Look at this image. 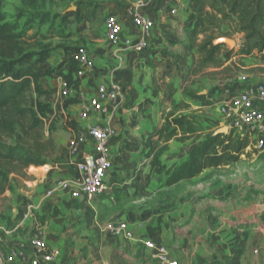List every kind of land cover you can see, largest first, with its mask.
<instances>
[{
    "label": "crops",
    "instance_id": "0c3cea01",
    "mask_svg": "<svg viewBox=\"0 0 264 264\" xmlns=\"http://www.w3.org/2000/svg\"><path fill=\"white\" fill-rule=\"evenodd\" d=\"M130 3L154 23L150 36L141 42L139 29L127 13V5L109 3L101 15L103 20L108 14L117 17L121 35L116 42L104 39L103 20L95 28L89 21L67 25L75 29L71 31L72 42L65 46L84 47L91 59L90 66L73 73L78 87L73 89L72 102L63 108L69 121L75 123V128L69 130L77 137L79 149L73 157L68 152L62 160L36 166L37 171L45 169L34 183L39 186L48 183L57 190L60 215L56 224L62 226L69 221L66 212H70L73 221L81 217L74 231L79 237L73 238L70 249L66 248L63 234L61 240L56 241L62 263L161 264L155 251L144 246V241L149 240L164 245L177 264H264V181L263 186L254 183L261 176L264 180V170L260 172L256 165L246 176L215 181L213 172L217 169H206L167 188L164 183L173 167L187 158L189 149L202 137L184 142L158 140L164 116L198 118L207 113L208 108H213L217 112L211 121L205 122H218L222 126L219 105L247 86L207 92L193 84L190 65L199 52L198 48L187 46L186 35L191 29L188 15L192 11L187 0H135ZM127 39L132 43L126 42ZM58 52L55 57L49 56L51 65L61 61L64 47ZM204 69L218 70L198 67L197 72ZM62 80L61 76H44L39 83L44 90L58 92ZM111 83L120 84L122 90L114 100L104 102L107 112H90L86 120H79L85 101L96 95L99 85ZM186 91L204 94L205 100L188 98L184 94ZM93 123L108 125L113 137L109 147L112 169L105 181V193L102 199L92 202L73 199L68 192L55 189V186L75 176L76 172L73 174L71 170L75 166L72 160L88 150L85 131L86 126ZM262 152L264 149L253 153L251 158L256 159V154ZM246 178L247 184L252 183L253 187H240L241 180ZM166 190L172 192L152 205L148 203L147 200L158 192ZM30 195L38 200L42 194L33 189ZM113 195L140 199L113 208ZM111 208L114 212L110 213ZM247 211H254V220L247 222L241 216ZM113 222H126L133 238L125 240L108 233L105 228ZM30 225L24 220L17 222L2 236L1 245L5 250L24 253L23 258L4 264L30 263L31 250L27 245ZM41 234L47 242L53 238L48 232L41 231ZM80 246L85 248L79 252Z\"/></svg>",
    "mask_w": 264,
    "mask_h": 264
},
{
    "label": "trees",
    "instance_id": "16d2710c",
    "mask_svg": "<svg viewBox=\"0 0 264 264\" xmlns=\"http://www.w3.org/2000/svg\"><path fill=\"white\" fill-rule=\"evenodd\" d=\"M27 1L31 4L34 0ZM72 1L73 6L63 12L60 24L68 25L75 20L77 23L91 21L97 13L106 8L107 4L112 3V0ZM187 1L192 6V11L188 15L191 29L186 35L187 46L198 48L199 52L191 60L193 73L197 72L198 67H226V63L234 57H252L260 64H264V0ZM8 29L11 30V26L7 28L0 14V47L5 45L4 49L0 48V195L5 190L3 176L22 171L29 166L47 164L41 158L53 150L51 139L43 137V122L38 116L40 113L32 107V99L27 93L33 81L44 76H61L77 89L78 80L73 78V73L81 70L74 59L78 47L70 45L63 46L64 56L56 65L48 62L51 52L48 47L37 51L35 60L29 59V53L23 54L21 58H9L16 50V45H11L12 39L19 40V36L9 33ZM235 34L241 35L237 49L217 42L219 38ZM3 57L7 58L3 60ZM22 60L24 65L15 68ZM35 90L38 95L50 94L49 91L43 90L40 84L35 86ZM184 94L196 101L205 100L204 94L192 91H186ZM66 101L64 108L72 102L70 98ZM192 123V117L187 115L164 116L158 140L165 143L170 140L184 142L192 137L184 130ZM69 125L75 128L73 121H70ZM15 128L19 130L16 134ZM5 137H13L14 143L8 144ZM253 144L254 140L248 135L235 136L231 131L220 134L211 132L189 149L184 161L173 167L164 186L170 188L182 180L199 175L206 169L215 170L231 166L241 157L257 151ZM170 192L172 191L158 192L156 196L168 195Z\"/></svg>",
    "mask_w": 264,
    "mask_h": 264
},
{
    "label": "rangeland",
    "instance_id": "374dc122",
    "mask_svg": "<svg viewBox=\"0 0 264 264\" xmlns=\"http://www.w3.org/2000/svg\"><path fill=\"white\" fill-rule=\"evenodd\" d=\"M132 1L135 0H112V4L114 3V5L118 6H130L132 5L130 3ZM31 2L32 3L29 4V1L27 0H1L0 14L2 22H6L7 28L9 25L11 26V30L8 29L9 33L12 32L18 34L19 36V40L18 38L12 39L13 41L11 45H16V50L9 58H21L23 54L29 53V59L35 60L37 58L35 55L36 52L46 47H48V50L51 51L49 56L53 54V57H55V55H58L59 53L58 49L72 42L71 31L73 28L75 29V27H69L60 23L63 12L67 8L73 6L74 1L34 0ZM104 10L97 13L96 17L89 21L93 28L102 23L103 17L101 18V15ZM224 29L227 30V27ZM66 34L68 35L66 36ZM222 38H229L234 41L233 46L228 45L229 48L237 49L241 42V35L239 34ZM0 48L4 49L5 45ZM6 58L7 57H3V60ZM226 64V67L220 69L217 68L218 70L207 71L204 69L200 73L196 72L198 74L193 73V84L196 85L198 89H205L207 92L225 90L233 88L236 85H245L248 87L257 84L264 85V64H260L257 59L252 57H234ZM23 65L24 60L20 61L15 68ZM206 69L215 68L211 67ZM240 76H245L246 81L244 83H241L239 79ZM39 80L40 79L33 81V85L27 93L32 99V107L35 111L37 110L40 113L38 116L43 122L44 139H51L53 144V150L49 151L48 154L41 159H44L46 163H51L59 159L62 160V157L68 152H70V156L73 157L79 149L77 145L78 139L72 135L69 130V128H71L69 125L70 121L68 119V114L63 109L64 104H62L65 100L63 101L61 99L56 89L47 90L50 92L49 95H38L35 90V86L40 84ZM63 110L64 112H62ZM215 112L217 111L213 110V108H208V114L204 113L203 115L198 116V118L196 116H192L194 124L184 130L186 133H189V135H192L191 138L194 140H197L199 136L204 138L205 135L212 132L215 126H217V128L221 127L218 125V122L210 124L205 122V120L211 121L210 119L214 117ZM217 128H215V130ZM14 132L15 134L18 133V128H15ZM5 139L8 144H13L15 141L13 137H5ZM253 153H257V151L252 152L249 156L241 157V159L235 163L236 165L238 164L237 166L233 164L229 167L215 170V172H213L214 180L230 181L233 177L246 176V172L251 170L253 166L256 165L258 166V170L263 172L264 152L256 154V159L251 158ZM78 158L80 157L76 156L72 160L73 164L78 160ZM35 167L36 166H29L22 171L12 172L2 177L5 190L0 195V225H4L6 229H9L17 222L19 223L23 220L28 223L30 222V230L28 231L29 236H31L36 230L48 232L49 235H53V238L51 240L48 239V242L55 246L56 241L61 240V235L63 234V241L66 244V248L70 249L73 244V238L79 237V234L74 233V231L76 230V227L80 225L78 219L81 217H78L75 221H73L71 220L72 216L70 212H66L67 215L69 214L68 216H70L68 217L69 221L62 226L56 224V218L60 215V211L57 208L59 201H56L57 190H53V187L49 186L48 183H42L40 186L37 185L38 183L34 184L37 178L41 176V173L43 172L42 170L45 169L44 167L43 169H39L37 171V168ZM71 170L72 173L75 172L74 168ZM32 172L36 173L33 174ZM72 173L71 175L74 174ZM263 181V176H261L259 180L254 183L259 186H263ZM247 186L253 187V184L250 183V185H248L247 178L241 180L240 187ZM33 189L42 194L38 200L37 197L32 198L30 195V191ZM102 196L93 200H100L102 199ZM163 197L164 196H155L147 201L150 205H152L158 199H162ZM137 199L140 198H136L134 196L127 197L125 195H113L112 206H114L113 208H119L121 205L123 206L124 203H129ZM93 200L91 201L93 202ZM42 208L44 210H42ZM118 208H116V210H118ZM112 211L113 210L111 208L110 213ZM252 214L255 215L254 211H247L241 216L245 217L248 222L254 220L252 218ZM50 222L52 223L50 224ZM140 222H143V220ZM260 227L263 228V226ZM84 248V246H80L79 252L83 251Z\"/></svg>",
    "mask_w": 264,
    "mask_h": 264
},
{
    "label": "built area",
    "instance_id": "2783aa9c",
    "mask_svg": "<svg viewBox=\"0 0 264 264\" xmlns=\"http://www.w3.org/2000/svg\"><path fill=\"white\" fill-rule=\"evenodd\" d=\"M133 24L139 29V42L148 38L154 27L153 20L138 12L133 6L127 7ZM121 35V26L117 17L108 14L103 24V37L108 42H116ZM126 42L132 43L131 39ZM74 59L81 69L90 66L91 59L84 47H78ZM241 83L246 81L245 76L239 77ZM73 87L66 80H62L58 95L66 101L73 92ZM121 85L117 83L101 84L96 90V95L88 98L79 112V120L84 121L90 112L106 113L105 101H111L121 93ZM62 102V104L65 103ZM219 112L223 118V126L228 127L235 136L248 135L254 140L253 147L257 150L264 149V85L257 84L244 87L219 105ZM85 136L89 142L88 150L74 163L75 176L56 184L55 189L68 192L73 199L91 201L105 193L106 178L112 169L109 156L110 140L113 131L108 125L93 123L86 126ZM25 217V214H24ZM108 233L117 238L130 240L133 238L131 229L126 222L109 223L106 228ZM11 230L0 225V264L12 263L24 257L21 251H7L1 245L2 236ZM144 246L155 251L161 264H177L169 256L167 248L153 241H144ZM30 247L29 264H63L59 247L51 245L36 230L27 240Z\"/></svg>",
    "mask_w": 264,
    "mask_h": 264
},
{
    "label": "water",
    "instance_id": "95a60500",
    "mask_svg": "<svg viewBox=\"0 0 264 264\" xmlns=\"http://www.w3.org/2000/svg\"><path fill=\"white\" fill-rule=\"evenodd\" d=\"M73 8V7H72ZM217 42L219 43H225L229 46H233L234 45V41L229 39V38H219L217 39ZM228 132V127L227 126H221L219 128H217L216 130H214V134H220V133H227Z\"/></svg>",
    "mask_w": 264,
    "mask_h": 264
}]
</instances>
